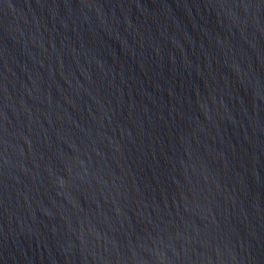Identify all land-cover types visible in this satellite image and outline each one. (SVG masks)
Wrapping results in <instances>:
<instances>
[{
    "label": "water",
    "instance_id": "water-1",
    "mask_svg": "<svg viewBox=\"0 0 264 264\" xmlns=\"http://www.w3.org/2000/svg\"><path fill=\"white\" fill-rule=\"evenodd\" d=\"M0 264H156V0H0Z\"/></svg>",
    "mask_w": 264,
    "mask_h": 264
}]
</instances>
